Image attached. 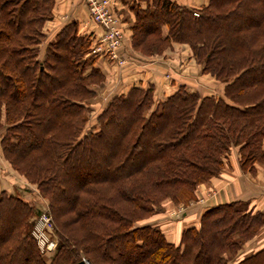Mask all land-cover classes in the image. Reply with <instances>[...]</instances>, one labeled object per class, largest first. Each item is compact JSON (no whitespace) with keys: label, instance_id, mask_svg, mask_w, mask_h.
Wrapping results in <instances>:
<instances>
[{"label":"trees","instance_id":"obj_1","mask_svg":"<svg viewBox=\"0 0 264 264\" xmlns=\"http://www.w3.org/2000/svg\"><path fill=\"white\" fill-rule=\"evenodd\" d=\"M144 1L130 5L132 49L154 56L184 44L222 94L182 84L157 99L138 82L89 129L105 82L92 36L70 21L45 42L54 0H0L1 154L45 200L57 240L41 253L31 235L39 211L2 190L0 264H264V245L240 256L264 227L244 201L206 208L176 242L140 223L165 200H195L234 147L242 171L264 163V0Z\"/></svg>","mask_w":264,"mask_h":264},{"label":"crops","instance_id":"obj_2","mask_svg":"<svg viewBox=\"0 0 264 264\" xmlns=\"http://www.w3.org/2000/svg\"><path fill=\"white\" fill-rule=\"evenodd\" d=\"M132 1L144 6V0H113L114 9L120 16L123 29V42L118 49V56L124 59L122 65L106 56H97L95 66L104 74L105 82L95 87L97 94L93 102L95 114L115 94L126 90L138 82L150 83L154 87V97L170 95L178 85L189 86L191 91L202 95H221L222 84L209 74L201 72V66L191 56L184 44L173 43L160 55L145 56L132 49L130 44L131 25L134 13L130 9ZM187 7L198 6L204 0H176ZM52 16L44 23L45 42L52 40L59 29L70 21L78 24L82 34L95 37L102 32L101 28L90 20L84 0H54ZM42 48H44V44ZM168 74V77H165ZM204 88L203 90H201ZM189 89V90H190ZM255 173L244 172L238 163V152L230 150L225 168L219 176L209 182L199 184L196 198L187 204H174L170 200L163 202V210L144 219L140 223H151L159 226L169 241L176 242L183 228L197 226L203 210L216 204L231 201H244L248 208L264 214V163H256ZM19 195L23 201L36 203L38 196L46 208V202L37 192V188L18 175L3 158L0 148V191ZM33 203V204H34ZM264 245V227L258 235L245 242L241 255H246Z\"/></svg>","mask_w":264,"mask_h":264},{"label":"built area","instance_id":"obj_3","mask_svg":"<svg viewBox=\"0 0 264 264\" xmlns=\"http://www.w3.org/2000/svg\"><path fill=\"white\" fill-rule=\"evenodd\" d=\"M89 18L96 23L102 30L100 35L95 37V42L91 44V53L98 56H106L115 60L118 65H122L125 61L119 58L118 49L123 42V29L119 14L114 9L113 0H84ZM196 14V13H194ZM52 223L50 215L46 209L38 214L32 229V236L37 243V247L41 253H47L49 249H53L55 240L52 237ZM84 264H92L85 258H82Z\"/></svg>","mask_w":264,"mask_h":264},{"label":"rangeland","instance_id":"obj_4","mask_svg":"<svg viewBox=\"0 0 264 264\" xmlns=\"http://www.w3.org/2000/svg\"><path fill=\"white\" fill-rule=\"evenodd\" d=\"M117 12V11H116ZM43 50V48L41 49V51ZM165 77H168V74H165ZM216 80V79H215ZM96 87H98V86H96ZM184 87H186V86H184ZM188 90L190 89L189 88V86L188 87H186ZM204 88H202L201 90H203ZM191 90V89H190ZM196 90H198V91H200L199 89H196ZM91 112H90V116H89V120H88V123H87V128L89 127V129H90V127H92V126H94L95 125V117H96V114H95V107H94V104L92 103V105H91ZM34 198L36 199V203H30V204H32V205H34L35 206V208L39 211L38 212V214L42 211V209L44 210V209H46L47 210V205H46V208H43V206H45L44 204H43V202H41V200H40V198L38 197V196H34ZM190 202V201H189ZM29 203V202H28ZM38 214H37V216H38ZM36 216V217H37ZM36 217L34 218V220H33V225H32V228H31V232H32V229H33V227H34V222H35V219H36ZM50 219H51V217H50ZM51 223H52V220H51ZM52 227H53V223H52ZM31 235H32V233H31ZM33 237V236H32ZM52 237H53V239L55 240V243H54V247H53V249L51 248V249H49V251L47 252V253H43V254H45L46 256H49L50 254H51V252L55 249V246H56V238L54 237V233L52 232ZM34 239V238H33ZM40 251V250H39Z\"/></svg>","mask_w":264,"mask_h":264},{"label":"water","instance_id":"obj_5","mask_svg":"<svg viewBox=\"0 0 264 264\" xmlns=\"http://www.w3.org/2000/svg\"><path fill=\"white\" fill-rule=\"evenodd\" d=\"M78 264H84L83 261H80Z\"/></svg>","mask_w":264,"mask_h":264}]
</instances>
